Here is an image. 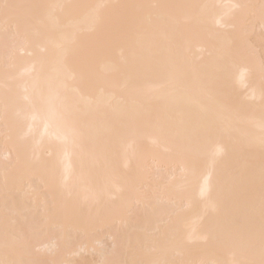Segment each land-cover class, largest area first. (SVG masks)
I'll return each instance as SVG.
<instances>
[{
	"label": "bare ground",
	"instance_id": "obj_1",
	"mask_svg": "<svg viewBox=\"0 0 264 264\" xmlns=\"http://www.w3.org/2000/svg\"><path fill=\"white\" fill-rule=\"evenodd\" d=\"M0 2V260L260 259L264 0Z\"/></svg>",
	"mask_w": 264,
	"mask_h": 264
},
{
	"label": "snow or ice",
	"instance_id": "obj_2",
	"mask_svg": "<svg viewBox=\"0 0 264 264\" xmlns=\"http://www.w3.org/2000/svg\"><path fill=\"white\" fill-rule=\"evenodd\" d=\"M27 6L25 5H19V4H9V3H2L0 2V9L3 10L5 16L7 17L9 13L16 9H22ZM130 7H141V8H154V7H166V6H160V5H138V6H130ZM179 55V54H177ZM145 70L146 71H153L155 69V65L148 61L145 63ZM213 129L211 127L206 129L207 134H211ZM262 181H264V173H262ZM261 216L262 220H264V197H262L261 202ZM0 264H25L24 261H7V260H0ZM241 264H264V226H262V239H261V248H260V259L257 261L255 259L248 260L241 262Z\"/></svg>",
	"mask_w": 264,
	"mask_h": 264
}]
</instances>
